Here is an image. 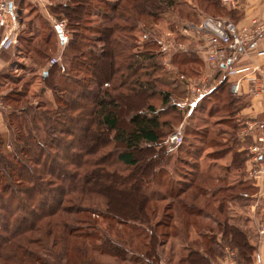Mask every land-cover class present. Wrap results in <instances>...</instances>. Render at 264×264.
<instances>
[{
  "label": "rangeland",
  "instance_id": "rangeland-1",
  "mask_svg": "<svg viewBox=\"0 0 264 264\" xmlns=\"http://www.w3.org/2000/svg\"><path fill=\"white\" fill-rule=\"evenodd\" d=\"M16 3L17 49L11 52V55H7L3 62L0 60V155L8 156L16 153L18 158L23 159L25 154L16 151L17 145L22 143L18 142L16 135L27 134V131L31 129L26 128V125L31 120L32 112H36V108H41L42 111L53 110L57 105L62 104L61 96L65 99H67L66 95L70 96L55 95L51 89L46 88L44 77L47 76L51 67L58 68L55 82L59 87L72 89L74 85L85 84L90 91L84 93L88 99L91 98L90 92L96 91L97 88L91 81L87 56L96 36L100 35L98 32L106 27L115 28L117 24L124 30L115 31L113 38H117L118 42L129 48L124 50L123 55L127 56L129 53L137 56L135 60L143 66L140 69V64L137 65L139 66L137 76L134 78L141 76L140 79L146 85L147 94L138 102L141 106L145 103L146 106H153L159 111L164 108L162 106L164 93L171 94L170 104H174L175 107L165 113L167 114L165 116L171 120L174 133L180 130L183 137V142L179 145L167 144L170 152L169 161L164 166V172L160 175L159 181L150 186V193L164 197L171 192L177 195L184 190L183 197L189 202L195 199L196 209H198L195 212L201 213V217L195 224L188 225L185 221L187 216L178 207L179 200L175 197L168 196L154 203L157 218L152 219L153 225L159 221L166 222V225L157 229L159 240L163 244L160 248L163 259L161 264H180V260L187 255L188 251L205 248L211 238L222 246L218 248L223 254L214 259L212 264H225L231 261L242 264L237 252L226 246L222 240L219 225L225 219L247 232L251 243L256 246L253 258L259 254V248L264 245V237L260 233L264 230L263 198L258 197V192L245 179L246 173L248 178H251L249 172L253 164H250L249 170L244 173L246 162L242 169L233 170L231 168L234 158L232 161L228 159L225 162L232 166L230 168L224 162L222 164L217 161L219 154L223 151H237L234 125H231L235 116L233 112L237 107L230 106L231 97L228 95L223 98L214 96L213 90L216 86L210 80L211 63L208 56L206 60L208 69L200 59L196 58L199 56L198 52L206 53L204 34L196 30L203 19L205 17L235 18V15L229 14L228 9L222 5V0L219 6L208 4L205 0H91L84 20L79 23L69 21L61 13L60 7L70 4L69 0H49L47 3L36 0H17ZM141 11L142 15H140ZM60 23L65 26L64 31L68 35V42L72 38L71 29H77L78 34L82 36L79 39L81 52L70 49L68 44L61 43L56 30V26ZM70 24L75 25L70 26ZM98 46L97 51L103 45ZM12 49L14 48L4 51L1 56ZM53 59L57 60L54 65L51 64ZM152 65L154 68L147 69ZM123 71L125 75L128 73L125 69ZM130 80H133V77ZM123 81L119 73L115 75L114 80L112 78L107 81L103 88L111 90L114 98L117 93H114L112 89L114 86H120ZM197 86L213 90L211 94L199 101L194 108L196 110L188 117V109H183L182 113L179 106L193 100V90ZM78 90H80L79 87ZM122 92H125V95L129 94L124 89ZM217 97L221 99V102L215 107L217 111H211L210 104ZM117 104L122 106L123 113H129V107H125L126 104L121 98L118 99ZM126 113L125 123L130 118V114L126 116ZM160 114L161 118L165 117L162 113ZM169 129L170 127H167L165 130L168 132ZM225 131L227 134L223 135ZM38 134L41 142L45 143L44 129L41 128ZM113 146L109 145V148ZM48 150L50 154H55L52 147H48ZM216 151L220 153L217 154ZM9 159L14 162L11 156ZM215 159L216 162H213ZM43 162L41 161L38 166L32 164L30 166L27 162L25 164L29 165L28 168L39 172L43 168ZM113 168L121 173L128 172V167L121 163ZM238 196L248 201L244 202V205L243 202L238 203ZM91 205L93 212L95 210L100 212L71 215V224L81 225L85 230H91L88 222L94 221L97 226L95 238L98 241L102 235L104 240L109 238L113 243L122 246L124 241H129V245L125 247L131 251L126 260L100 254L98 251L90 256L95 264H144L141 259L148 250L149 237L146 235L148 233L137 236L138 228L135 227V230L130 227L131 225L124 226L103 214L106 212L103 199L84 202V206ZM168 205L171 209H166ZM221 206L223 208L219 213L218 209ZM4 214L0 212V225L6 222L3 218ZM206 215H208L207 218L203 217ZM169 216L173 217L169 219ZM95 238L89 242H94ZM27 251L31 252L32 248H27ZM58 254L59 247H54L50 255L45 256L43 253L41 255H44L47 262L57 264ZM68 254L71 260L75 259L72 253ZM21 257H24L22 253L18 258ZM0 264L5 263L0 261Z\"/></svg>",
  "mask_w": 264,
  "mask_h": 264
},
{
  "label": "trees",
  "instance_id": "trees-1",
  "mask_svg": "<svg viewBox=\"0 0 264 264\" xmlns=\"http://www.w3.org/2000/svg\"><path fill=\"white\" fill-rule=\"evenodd\" d=\"M69 1L70 4L60 7L61 13L69 21H83L91 0ZM205 1L215 6L221 3V0ZM115 28L106 27L98 32L100 35L96 36L87 56L91 81L97 88L90 92L91 98L88 99L85 94L90 91L85 84L74 85L72 89L59 87L55 82L58 68L51 67L44 77L46 88L55 95L70 96L66 95L67 99L61 96L62 104L53 110L36 108V112H32L30 125H26L31 129L27 134L16 135L18 142L23 143L16 148V151L25 154L23 159L18 158L16 153L0 155V212L5 213L3 218L6 219L0 225V261L5 264H51L43 256L50 255L54 247H59L57 264H95L90 256L98 251L126 260L131 252L125 247L129 241H124L122 246L109 238L104 240L103 235L98 241L94 221L88 222L93 231L71 224V215L100 212H93V204L84 206L85 201L92 199L105 200L106 212L103 214L124 226L138 228L137 236L148 233V250L141 259L144 264H161L163 261L160 254L163 244L157 229L166 222L159 221L153 225L152 219L157 218L155 202L168 196L175 197L179 200L178 207L187 216L185 221L188 225L195 224L201 217L200 212H195L198 210L195 199L189 202L183 197L184 190L177 195L171 192L164 197L150 193V186L159 181L169 161L167 144L174 129L165 113L174 109L175 105L170 104L169 93H164L163 110L157 111L145 103L140 105L138 101L147 94L141 76L134 78L140 63L135 60L137 56L129 53L123 55L124 50L129 48L113 38L114 32L120 29L117 24ZM71 30L68 47L81 52L79 39L82 36L77 29ZM100 44L103 46L97 51ZM150 68H154V65L147 69ZM124 69L128 72L126 75ZM119 73L124 81L112 89L117 93V97L113 98L112 91L104 90L103 85L112 78L114 80ZM132 77L133 80H130ZM123 89L129 94L125 95ZM230 97V106H235L239 100L233 95ZM120 98L125 102V107H129V113L125 112L126 116L130 114L127 123L124 122L122 106L117 104ZM160 113L166 118H161ZM167 127H170L168 132L165 130ZM41 128L44 129L45 143L38 136ZM109 145L114 146L109 148ZM48 147H52L55 154H50ZM10 156L14 162H11ZM243 160L239 153L234 152L233 166L241 167ZM41 161H44L41 171L28 168L31 164L40 165ZM119 163L128 167L126 174L113 168ZM237 201L244 205L248 200L238 196ZM170 205L166 209H171ZM219 208L220 213L223 206ZM172 217L169 216V219ZM203 217L207 218L208 215ZM219 227L225 245L237 252L241 263L252 264L256 246L251 243L247 232L227 219ZM93 238L95 241L90 243L89 240ZM79 239L85 241L79 242ZM29 247L32 248L31 252L27 251ZM218 247L222 246L211 238L205 248L188 251L179 263L212 264L214 259L223 255ZM69 252L75 259L69 258ZM21 253L26 259L18 258Z\"/></svg>",
  "mask_w": 264,
  "mask_h": 264
},
{
  "label": "built area",
  "instance_id": "built-area-1",
  "mask_svg": "<svg viewBox=\"0 0 264 264\" xmlns=\"http://www.w3.org/2000/svg\"><path fill=\"white\" fill-rule=\"evenodd\" d=\"M238 0H222L226 5L235 6ZM264 1V0H262ZM17 0H0V56L1 54L17 45L18 23H17ZM64 24L56 26L60 41L63 45L68 43V35L64 31ZM196 30L204 34L205 52L211 64L221 69L225 76H239L244 74L252 75L249 80L254 88L251 90L255 95L264 94V65H251L237 69L236 64L244 57L254 52L264 37V17L253 18L250 23L240 26L237 22L226 18L205 17ZM57 60L53 59L54 65ZM248 79V78H247ZM240 78L232 83L231 92L234 96L241 95ZM212 88L195 87L194 97L190 103L183 104L191 112L196 108L200 100L211 94ZM1 104V99H0ZM257 131L256 145L250 147L252 155V168L250 176L253 180L264 178V122L248 125L242 131L241 136L248 137L251 132ZM183 142L180 132L173 133L168 140L169 144L179 145ZM264 237V230H261ZM225 264H237L231 261Z\"/></svg>",
  "mask_w": 264,
  "mask_h": 264
},
{
  "label": "crops",
  "instance_id": "crops-1",
  "mask_svg": "<svg viewBox=\"0 0 264 264\" xmlns=\"http://www.w3.org/2000/svg\"><path fill=\"white\" fill-rule=\"evenodd\" d=\"M36 1H45L46 3L49 2V0H36ZM222 5H224V7L228 9L229 14L235 15V18L231 20L237 22L240 26L248 25L250 23V20L253 18L264 17V1L262 0H238L235 6L226 5L225 3H222ZM190 34L193 33L190 32ZM193 40L194 39H192V41ZM13 48L14 49L10 50V52H7L6 54L1 56L0 58L1 62L4 61L7 55L8 56L11 55L10 53L17 49L16 46H14ZM195 53L197 54V50ZM197 55L199 56L196 58H198V60L200 59L203 62V64H205L206 69H208V65L206 61L207 60L206 53L200 54L198 52ZM251 65H264V37L260 41L258 48L254 52H252L250 56L242 58L236 64L235 67H237V69H240ZM252 77H253L252 75L243 73L242 75L232 76L228 78L225 76L224 72L221 69H217L210 64V80H212V82H214L216 86L214 87L213 90V93L215 92L214 96L217 95L220 98H223L224 96L227 95L228 96L233 95L230 90L232 83L240 78H243L241 83V95L240 96L233 95L234 98L239 100L237 103H235V107L237 108H235L234 110L235 116L232 119L233 122H231V125H234L233 128L235 131L237 151L229 150L226 152L223 151L222 154H219L221 151L220 150V151H216V153L219 154V158L217 159V161L222 164L227 162L228 159L229 161L230 160L232 161L234 158L233 157L234 152L239 153L240 156L244 158V160L242 161V166L245 164V162L247 164V166L245 164V169H243L245 171L244 173H246V170H249L250 168L249 165L252 164V160H251L252 155L250 153V147L256 145L257 131L254 130L253 132H251V134L248 137L241 136L242 131L246 129L248 125L264 122V94L255 95L254 93L251 92V90L254 88V85L249 79ZM219 97H217L216 100H213V102L210 104V109H212L211 111L217 109V108L215 109V107L221 102V99ZM179 107H180V111H182L183 113V109H185V107H181V106ZM195 110H192L190 112L188 109L187 116L188 117L191 116L193 111ZM181 127H183V125H181ZM178 132H180V130ZM225 134H227L226 131L223 135ZM213 162H216V159ZM226 165L229 168L232 167L231 165L228 164ZM242 166L239 167V170L242 169ZM226 169L228 170V168ZM231 169L237 170L238 167L233 166ZM245 177H246L245 179L248 182H250V185H252L253 188L258 192L259 194L258 197L263 198L262 205L264 207V178L261 180H253L250 177L248 178L247 173L245 174ZM257 255L254 256L253 263L264 264V245L259 248V254Z\"/></svg>",
  "mask_w": 264,
  "mask_h": 264
},
{
  "label": "water",
  "instance_id": "water-1",
  "mask_svg": "<svg viewBox=\"0 0 264 264\" xmlns=\"http://www.w3.org/2000/svg\"><path fill=\"white\" fill-rule=\"evenodd\" d=\"M60 38H62V37L60 36Z\"/></svg>",
  "mask_w": 264,
  "mask_h": 264
}]
</instances>
